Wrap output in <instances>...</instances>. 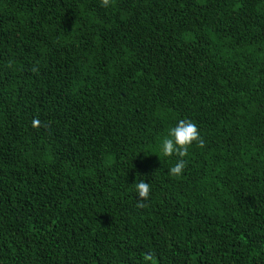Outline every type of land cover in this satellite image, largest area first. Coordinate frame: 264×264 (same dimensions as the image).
Here are the masks:
<instances>
[{"label": "trees", "instance_id": "trees-1", "mask_svg": "<svg viewBox=\"0 0 264 264\" xmlns=\"http://www.w3.org/2000/svg\"><path fill=\"white\" fill-rule=\"evenodd\" d=\"M0 264H264V0H0Z\"/></svg>", "mask_w": 264, "mask_h": 264}]
</instances>
